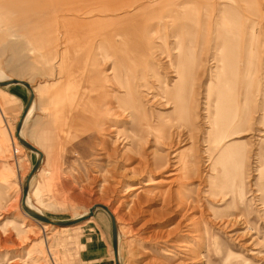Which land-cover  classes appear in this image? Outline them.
I'll list each match as a JSON object with an SVG mask.
<instances>
[{
	"label": "rangeland",
	"instance_id": "rangeland-1",
	"mask_svg": "<svg viewBox=\"0 0 264 264\" xmlns=\"http://www.w3.org/2000/svg\"><path fill=\"white\" fill-rule=\"evenodd\" d=\"M13 1L0 0V72L36 89L23 127L43 151L32 206L65 220L106 205L121 264H264V0H86L91 14L58 19ZM28 97L21 84L0 88V264H79L85 237L111 239L110 217L98 207L58 227L24 212L38 155L14 128ZM109 124L120 135L110 157Z\"/></svg>",
	"mask_w": 264,
	"mask_h": 264
},
{
	"label": "bare ground",
	"instance_id": "bare-ground-1",
	"mask_svg": "<svg viewBox=\"0 0 264 264\" xmlns=\"http://www.w3.org/2000/svg\"><path fill=\"white\" fill-rule=\"evenodd\" d=\"M38 1V3H37V8L36 9H39L41 12V14H44L45 16L48 14V13H53V15H54V18L55 19H58V18H61L62 16H64V15H67V14H72V15H75V16H81V14L83 15H88V14H91L92 12H93V9L92 8H90V7H88V5H86L85 3H86V0H84V1H81V0H37ZM83 2V3H81V2ZM98 2H101V4H103V3H106L107 2V0H97ZM17 2H20L19 0H14L13 1V5H14V8H16V3ZM97 2V3H98ZM12 3V2H11ZM128 5H131V4H128ZM86 7H88V8H86ZM102 7H103V5H102ZM18 8H19V6H18ZM122 8V6L121 5H117V6H115V7H112V8H106L105 7V9H107V10H109V11H116V10H119V9H121ZM234 8V7H233ZM21 9H23V8H20V12H24V10H25V8H24V10L23 11H21ZM98 10V9H97ZM26 11V10H25ZM102 11V10H101ZM105 11V10H104ZM19 12V13H20ZM28 12H30V11H28ZM33 12V11H32ZM35 12V14H40V13H38L37 11H34ZM17 13V12H16ZM221 13H222V18H223V20H225V21H227L228 23H230V24H233L234 23V10H232V11H226L225 9L224 10H222L221 11ZM262 13V12H261ZM261 13H258V14H261ZM26 14V13H25ZM21 15V14H20ZM20 15H18V16H20ZM262 15V14H261ZM261 15H260V17H261ZM14 17V16H13ZM12 17V18H13ZM220 17V18H221ZM50 19V17H46V19ZM16 19V18H15ZM9 21V20H8ZM11 23H12V25H16V20H14L13 19V21H12V19H11ZM36 25V24H35ZM34 26V25H33ZM24 28V27H23ZM22 28V29H23ZM29 28H31V27H29ZM29 28H26V30L27 29H29ZM48 28V27H47ZM46 28V29H47ZM14 29V28H13ZM22 29H20V30H22ZM15 30H18L17 28L15 29ZM63 30H65V29H63ZM23 32H24V30H22ZM21 31V32H22ZM17 32V31H16ZM11 33H13V32H11ZM20 33V32H19ZM28 33H32V32H28ZM21 34V33H20ZM49 34V33H48ZM47 34V35H48ZM11 35H13V34H11ZM22 35V34H21ZM26 35V34H25ZM51 35V34H50ZM59 35V34H58ZM109 35V34H108ZM110 35H114V34H110ZM109 35V36H110ZM106 37H108L107 35H105ZM220 36V35H219ZM29 37V36H28ZM52 37V36H51ZM50 37V38H51ZM58 37V36H57ZM57 37L55 38V45L57 46L58 45V41H57ZM125 37V36H124ZM215 37V36H214ZM48 37H46V39H47ZM50 38H49V42H50ZM63 38V37H62ZM110 38V37H109ZM127 38V37H126ZM118 39H120V38H118ZM215 40H216V38H214ZM234 39V38H233ZM116 40V39H115ZM124 40V39H123ZM127 40V39H126ZM130 40H132V39H130ZM130 40L128 41V42H130ZM38 41L39 40H37L36 42L38 43ZM57 41V42H56ZM109 40H107V42H108ZM30 42V41H29ZM32 42H35V41H32ZM121 42V41H120ZM119 42V44H121ZM134 47H137L138 45L136 44V42L135 41H133L132 40V42H130ZM22 44H24V43H22ZM21 44V45H22ZM34 44V43H33ZM48 44V43H47ZM124 44V43H123ZM130 44V45H131ZM24 45H26V43L24 44ZM31 45H32V43H31ZM49 45V44H48ZM53 45V44H52ZM54 45V46H55ZM126 45V44H125ZM131 45V46H132ZM120 46V45H119ZM128 46V45H127ZM126 46V47H127ZM22 47H23V45H22ZM64 47V46H63ZM177 47V46H176ZM128 48V47H127ZM23 49H24V47H23ZM50 49V48H49ZM123 49H125V48H123ZM25 50V49H24ZM64 50V49H63ZM53 51V50H52ZM118 51V50H117ZM120 51H122V50H120ZM47 53H49L50 52V50H48V51H46ZM130 52V51H129ZM179 52V51H178ZM63 53V52H62ZM40 54V53H39ZM38 54V55H39ZM120 54V53H119ZM122 54V53H121ZM120 54V55H121ZM131 54V53H130ZM50 55V54H49ZM123 55V54H122ZM179 55V54H178ZM108 56H109V54L107 55H105L104 57H107L108 58ZM126 56V55H125ZM132 56H133V60H135V58L137 57V54L134 52V54L132 53ZM47 57H49V56H47ZM46 57V58H47ZM158 57V56H157ZM159 57H160V55H159ZM162 57V56H161ZM63 58V57H62ZM127 58V57H126ZM45 59V58H44ZM43 59V60H44ZM125 59V58H124ZM124 59H122V58H120V60L123 62V64H125V60ZM47 60V59H46ZM46 60H44V61H46ZM51 60H52V58H51ZM129 60V59H128ZM131 60V59H130ZM162 60V59H161ZM168 60V59H167ZM165 61V60H164ZM160 62L159 64H160V66H161V70H165V72H168L169 70L171 71V67H170V63H168V62ZM47 63V62H46ZM45 63V64H46ZM52 63V62H51ZM203 63V62H202ZM49 64V63H48ZM101 64H102V62H101ZM97 66V65H96ZM106 68H108V67H106ZM106 70V69H105ZM96 71V70H95ZM108 71V70H107ZM111 71H112V69H110L108 72H107V74H110L111 73ZM99 72L101 73L102 71L101 70H99ZM172 72V75H174L175 73H174V71H171ZM171 72H170V74H171ZM103 73V72H102ZM174 73V74H173ZM70 74V73H69ZM169 74V73H168ZM170 74H169V76H167L168 78H167V83L168 84H170V82H171V79H170ZM52 75V74H51ZM96 75V74H95ZM171 75V76H172ZM120 76V75H119ZM118 76V77H119ZM175 77V76H174ZM11 78H15V77H12V76H8V75H5V74H2L1 72H0V81H3V80H7V79H11ZM102 79H105V78H107V77H105V76H103V77H101ZM17 79H19V78H17ZM70 80V79H69ZM27 81V80H26ZM172 81H174V80H172ZM29 82V81H28ZM30 83V82H29ZM117 83H118V91H123V89H126L127 90V92H129V90L131 89H129V87H128V85L127 84H124V83H121L119 80L117 81ZM173 83V82H172ZM153 84V83H152ZM160 84L161 85H163L164 84V82L163 81H161L160 82ZM30 85H31V88H32V92H33V99H32V103H31V105H30V107H29V109H28V112H27V114H26V116H25V118H24V122H23V125H22V128H21V130H20V135L23 137V138H25L24 137V135H23V127H24V125H25V123L27 122V120L31 117V114H32V112H33V110L35 109V105H36V89L32 86V84L30 83ZM115 85V84H114ZM173 86V85H172ZM151 87V86H150ZM149 87V88H150ZM1 88V87H0ZM164 90V89H163ZM152 91V90H151ZM166 91H170V89L168 88V89H166ZM165 91V92H166ZM196 92H197V94H198V90L196 89L195 90ZM168 95H169V92H168ZM167 95V96H168ZM170 96V95H169ZM68 97V96H67ZM149 98V97H148ZM154 98V97H153ZM170 98V97H169ZM108 100H110V99H108ZM111 101V100H110ZM115 101V100H114ZM104 102V101H103ZM112 102V101H111ZM151 102H153V100L151 101ZM153 104V103H152ZM126 107H124V106H122L121 104H120V102L118 103L117 102V104H114L113 105V103H108V102H106V106H105V108H104V113H109V114H111L112 116H115V119H113L114 120V122H116L117 120H119V121H123L125 118V112H126ZM103 112V111H102ZM127 113V112H126ZM107 117L109 116V115H106ZM128 117V116H127ZM110 118V117H109ZM124 118V119H123ZM129 118H127V120H128ZM19 120V119H18ZM107 121V120H106ZM112 122V121H111ZM106 124V123H105ZM223 123H221V125H222ZM104 125V124H103ZM114 125V124H113ZM113 125H108V130L109 131H111V132H116L115 133V140L111 143L112 145H110V148H109V150H108V148H107V150L108 151H110V153L108 152L107 154L109 155V157H110V154L111 153H113L115 150L112 148V147H114L113 146V143L114 142H116L117 140H118V138H120V135H119V131L118 130H116V128L115 127H113ZM225 125V124H224ZM107 126V125H106ZM107 128V127H106ZM105 128V129H106ZM104 131V130H103ZM106 131V130H105ZM244 130H241L239 133H242ZM106 133H108V132H106ZM234 133L235 132H231V133H229V136H231V135H234ZM173 134H178V131H176L175 133H173ZM173 134H168V137L170 138H168L169 139V141H168V143H166L167 145L170 143V142H172V137H173ZM167 134H166V132H163L162 133V137H164V136H166ZM171 136V137H170ZM167 137V136H166ZM177 136H175V138H176ZM14 138H15V140L17 141V142H19V140H18V138H17V136H16V127L14 128ZM26 139V138H25ZM174 139V138H173ZM27 140V139H26ZM104 140V139H103ZM106 140V139H105ZM28 141V140H27ZM167 141V140H166ZM29 142V141H28ZM124 142V141H123ZM174 142V141H173ZM20 143V142H19ZM31 143V142H30ZM107 143H108V141H107ZM21 144V143H20ZM32 144V143H31ZM116 144V143H115ZM22 145V144H21ZM34 145V144H33ZM108 144H106V146H107ZM23 146V145H22ZM36 148H38L36 145H34ZM109 147V146H108ZM104 148V147H103ZM112 148V149H111ZM41 152H42V154H43V151L40 149V148H38ZM102 149V148H101ZM111 149V150H110ZM116 149V148H115ZM104 151V150H103ZM36 155H38L36 152H34ZM113 155V154H112ZM37 157V156H36ZM142 162V161H141ZM39 170H40V168H39ZM32 179V178H31ZM31 179H30V181H31ZM30 181H29V188H30ZM136 187H138V186H136ZM28 192H29V190H28ZM21 199H22V197H21ZM25 203H26V205L29 207V208H31V209H33V210H35L36 212H38V213H41V212H39V211H37L33 206H32V202H31V200H30V198H29V196H28V194H27V196H26V198H25ZM90 208V207H89ZM89 208L86 210V212H85V214L88 212V210H89ZM108 209H109V211L111 212V214L114 216V218H115V221H117V218H116V215H115V213H114V211L113 210H111L109 207H108ZM25 212V211H24ZM26 213V212H25ZM27 214V213H26ZM28 215V214H27ZM84 215V214H83ZM30 216V215H29ZM81 216V215H80ZM31 217V216H30ZM77 217H79V216H77ZM74 218H76V217H74ZM36 220V219H35ZM38 221V220H37ZM194 221V220H193ZM45 223V222H44ZM46 224H50V223H46ZM52 225V224H51ZM54 226H58V227H70V226H68V225H66V226H59V225H54ZM120 234V233H119ZM119 234H118V238H119Z\"/></svg>",
	"mask_w": 264,
	"mask_h": 264
},
{
	"label": "water",
	"instance_id": "water-1",
	"mask_svg": "<svg viewBox=\"0 0 264 264\" xmlns=\"http://www.w3.org/2000/svg\"><path fill=\"white\" fill-rule=\"evenodd\" d=\"M22 84L24 85L28 91H29V97L27 102L25 103L22 113L19 117V120L16 124V136L19 140V142L26 147L27 149L36 152L38 154L37 159L35 160L30 172L28 173V175L26 176L25 182L22 186V199H21V205H22V209L31 217H33L34 219L38 220V221H42L45 223H50L53 225H59V226H70V225H74L76 223H79L81 221H84L86 219H88L90 216L93 215L94 210L96 208H102L104 209L109 217H110V224H111V243H112V250H113V256H114V263L115 264H121L119 261V255H118V230H117V225H116V221L114 216L111 214V212L109 211L108 207L104 204L101 203H96L93 204L88 212L84 215H81L79 217L76 218H71V219H65V220H54V219H50L49 217H47L44 214L38 213L35 210L29 208L26 203H25V198L28 194V190H29V181L32 178V176L34 175V173L40 168L41 166V162L43 159V154L42 152L36 148L33 144H31L30 142H28L25 138H23L20 135V130L22 128L23 122H24V118L28 112V109L32 103V99H33V92H32V88L31 85L28 81L24 80V79H17V78H11V79H7V80H3L0 81V87H5L11 84Z\"/></svg>",
	"mask_w": 264,
	"mask_h": 264
},
{
	"label": "crops",
	"instance_id": "crops-1",
	"mask_svg": "<svg viewBox=\"0 0 264 264\" xmlns=\"http://www.w3.org/2000/svg\"><path fill=\"white\" fill-rule=\"evenodd\" d=\"M94 234L96 235H90L88 237H85V239L80 242L81 247L79 255V264H115L111 239H109L107 242L104 236L100 237V235L95 232Z\"/></svg>",
	"mask_w": 264,
	"mask_h": 264
}]
</instances>
